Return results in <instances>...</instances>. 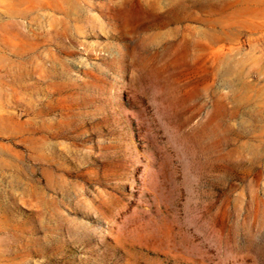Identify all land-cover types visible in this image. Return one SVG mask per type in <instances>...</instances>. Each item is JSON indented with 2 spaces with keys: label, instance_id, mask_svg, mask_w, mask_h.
I'll return each mask as SVG.
<instances>
[{
  "label": "rangeland",
  "instance_id": "rangeland-1",
  "mask_svg": "<svg viewBox=\"0 0 264 264\" xmlns=\"http://www.w3.org/2000/svg\"><path fill=\"white\" fill-rule=\"evenodd\" d=\"M0 264H264V0H0Z\"/></svg>",
  "mask_w": 264,
  "mask_h": 264
}]
</instances>
